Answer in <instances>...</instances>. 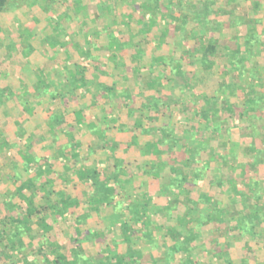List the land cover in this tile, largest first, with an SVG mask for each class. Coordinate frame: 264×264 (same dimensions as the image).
I'll return each mask as SVG.
<instances>
[{
  "label": "trees",
  "instance_id": "1",
  "mask_svg": "<svg viewBox=\"0 0 264 264\" xmlns=\"http://www.w3.org/2000/svg\"><path fill=\"white\" fill-rule=\"evenodd\" d=\"M124 1L128 7L100 2L96 10L111 16L112 25L102 33L84 34L80 44L61 42L55 34L45 40L64 60L72 58L76 47L84 62L59 68L51 82L38 72L29 91L11 92L21 112L33 118L44 115L39 106L45 97L61 108L45 114L53 145H45L48 153L43 155L36 148L46 140L41 131H28L29 122L25 126L21 119L13 120L10 132H15L9 138L4 130L2 144L7 148L1 144L0 154L10 156L12 146L18 160L12 157L13 176L5 175L13 189L0 196V246L25 251L23 264H264V231H257L264 230V142L249 144L245 161L226 148L206 149L208 132L226 136L229 145L245 138L264 140V93L253 87L245 94L239 82L220 85L211 98L195 93L200 72L215 80L224 71L240 75L248 59L243 54L258 42L259 35L242 17L223 20L224 2L238 6L243 0ZM262 2L253 1L256 12H261ZM6 5L7 0H0V12ZM118 16L123 20L116 21ZM236 27L242 33L231 36ZM117 68L130 72L134 87L128 85L129 74L116 82ZM91 78L97 81L94 85ZM81 88L90 95V107L110 124H87L83 112L88 107L75 105ZM114 125L121 135L110 139ZM185 133L188 138L183 139ZM192 138L202 146H190ZM117 143L125 146V157L115 156ZM102 152L114 156L112 168L94 159ZM70 175L89 188L86 198L63 191ZM149 180L158 186L144 190ZM205 180L210 181L209 191L226 187L229 214L215 195L202 192ZM135 181L139 184L129 197L126 186ZM157 200L161 213L151 215L148 209ZM198 206L208 212L194 216ZM107 210L119 218L117 226L106 223ZM63 217L72 229L66 248L60 245ZM90 221L102 222L103 228L85 229ZM235 237L246 242L236 258ZM27 249L35 253L33 258Z\"/></svg>",
  "mask_w": 264,
  "mask_h": 264
},
{
  "label": "rangeland",
  "instance_id": "2",
  "mask_svg": "<svg viewBox=\"0 0 264 264\" xmlns=\"http://www.w3.org/2000/svg\"><path fill=\"white\" fill-rule=\"evenodd\" d=\"M102 1L106 2L108 0H7L6 9L0 12V92L3 91V97L0 96V98L5 100L4 105H1L0 103V145L4 143L2 142L4 139V134L7 133L6 136L8 138L10 135L14 134L15 131L13 133L10 132L11 129H15V126H13V120L19 118L24 121V125L25 122H29L28 124L26 123L29 132L41 131L40 135H42L44 140H46L47 144L43 143L42 141V145H39L36 150L40 155L48 153V150L45 149L44 146L49 145L51 147L53 142L51 141L52 137L50 140L48 138L50 135H47L50 133H47L48 118L45 116V114H50V112L60 110V104L58 105L56 102L54 103L49 101L47 97L43 98L45 101H43L44 103H42L39 108L44 113V115H38L33 118L31 115L21 112V108H18L16 105L19 103V101H17V98L11 96L10 94L12 92L14 93V96L18 94L22 95L26 89L29 91L28 88H30L32 83H35V78L38 75V72H44L47 79L51 82L56 80V74L59 68H72L73 64H75V61L79 63L84 62V58L77 54L76 47H74L72 50V58L64 60L62 59L63 55L61 53L57 55L52 52L51 46L48 43L50 41L45 43V40L55 34L59 35L61 42H64L65 40H72L77 44H80L84 39V34L90 35L95 31L97 33H102L101 30L112 25L111 16L101 14L96 10L99 3ZM111 1L118 3V6H120V4L125 6L128 4L127 2H129L124 0ZM187 1L189 3H195L198 0ZM253 1L255 0H248L247 2L243 0V3L241 5L239 4L238 6L237 3H234L233 1H226L224 2L225 6H223V11L226 12L223 20H226L228 16H231V19L234 17H242L244 20L243 22H245L248 27L253 28L254 31L259 35L258 42H252L248 53L243 54V57L248 59L244 63V67L241 66V74L242 72L243 74L246 72L247 75L240 76L241 74H231L230 71L225 73L224 71V74H220L219 78H216L215 80L214 78L207 75V72H200V74L197 75L195 82V93L197 96H201V98L214 97L216 96L215 92L220 87V85L236 84L237 82L244 85L246 88L245 94H250V88L253 87L256 92L261 91V93H264V0H260L263 1L261 5V12H256V10H254L255 5ZM120 20L122 21L123 17H116V21L119 22ZM124 20L126 21L125 18ZM192 24L193 23H190L189 27H191ZM54 27L55 31L52 29ZM56 28H58V32L56 31ZM238 33L241 34L242 32L240 30L237 31L236 27L234 32H231L230 35L233 36L234 34L236 35ZM102 37L105 39L104 35ZM241 40L243 42L242 37ZM126 55H128V52H124V56ZM128 65L134 66V68L136 67L134 64L131 65L130 60ZM248 68H250V70ZM115 72L119 74H116V76H118L116 82L122 83L125 81L123 77L129 74L128 76L130 79L128 81V85L134 87L135 80L129 71L117 68L115 69ZM248 76H250V78ZM218 80L221 81L220 84L218 83ZM89 81L92 85L97 82L92 78ZM99 81L100 80H98V82ZM105 81L108 80L105 79ZM110 81L111 80H109V82ZM65 88L66 87H63L62 90L64 91ZM225 92L228 95V89ZM78 93L80 97L75 105L80 104L83 107H88V109L84 110L83 112L87 124L94 123L102 127L106 124H110L106 117L101 112H99L97 108L90 107V103H92L90 95H87L83 88L79 89ZM235 100H237V98L233 99V101ZM237 102L239 105L243 104L242 99H239ZM29 107L31 106L29 105ZM25 117L26 119L29 118L28 121H26ZM218 118L221 121L224 118V113L222 111H220L218 114ZM166 123L169 122L166 120ZM117 126L118 125L111 126L112 131H109V135L111 134L109 137L110 139H116L117 135L119 134V131L117 132V130L118 128L120 129V127L117 128ZM6 129L7 132L5 133L4 130ZM182 136L183 139L188 138L187 133ZM93 138L96 139L95 136H93ZM207 138L208 147L206 148L203 146L204 149L206 148L207 150H210L226 148L228 151L238 154L242 161H245L248 158L246 149L249 144H256L260 146V144L264 142L262 138H245L236 144L229 145L226 136L212 135L209 132L207 133ZM117 144V154L115 153V156L121 154L125 157V146H121L119 143ZM188 144L190 146L201 147L202 141H197L195 138H192L191 140H188ZM2 146L7 148L5 144H2ZM11 147H8L9 150H7L10 156L7 157V155L4 153L0 154V185L2 183L4 184V187L2 186L1 188L0 186V196L7 190L11 191L13 189L12 183L6 179V176H13L12 174H14V162L12 157L17 158L18 160L16 150ZM82 155L83 154H81V156ZM94 159L99 163H102V165H104V167L106 166L108 169L112 168L113 164L115 163L114 156L107 152L98 153ZM128 164L129 166H132L131 162H128ZM74 178L75 177L73 175H70L69 178H66L67 180L63 181V191L65 193H73L77 197L86 198L89 194V188L85 185H81V183L78 181L75 182L76 180ZM155 182V180H149L145 182L144 190H148L150 187L156 188L158 185ZM138 184L139 181H135L131 185L126 186L125 192H127L129 197L133 195L134 189L136 186H138ZM202 184V192H207L210 194V196L215 195L218 201L220 200L222 202L220 205L224 212L229 214L232 209L228 204L230 195L226 191V187H215L213 189L210 188L209 191L208 186L210 181L205 180V182ZM117 190H122V187L118 188ZM123 195L125 194L123 193ZM160 205V200H157L149 207L148 211L151 213V215L157 216L161 213ZM194 211V216H197V214H206L208 212L207 208L199 206L195 208ZM107 212L108 216L107 219H105L106 223L108 224L110 222V224L117 226L119 218L115 216L112 211V214L110 210H107ZM61 222L63 231L60 232V229H58L61 234L60 245L66 248V246H70L68 243V236L72 232V229L71 224L66 220V217H63ZM190 225L191 224H189V226ZM85 227V229H88V227H96L100 229L103 228V225L102 222L90 221ZM257 231L263 232L264 230L258 228ZM220 235L221 237L227 239L224 232H221ZM231 242L233 244L232 254H234L236 258L239 256V254L244 252L246 242L244 238L240 237H235ZM142 249L144 252L149 251V248L147 249L145 245ZM91 250L92 252L94 251V249ZM27 252L28 254H32V258L34 257L35 253L29 249H27ZM199 253L201 254L200 256H203V258L206 257L201 253V251H199ZM24 254H26L25 251L15 252V249L11 248L10 245L3 244L0 246V264H23L21 259ZM205 260H211V258L206 257ZM262 260H264V258H262ZM234 261L238 263V259H234ZM249 263L257 264V262L250 261Z\"/></svg>",
  "mask_w": 264,
  "mask_h": 264
}]
</instances>
